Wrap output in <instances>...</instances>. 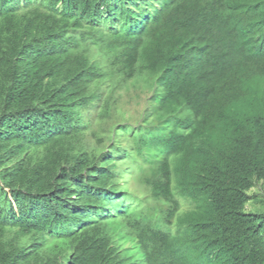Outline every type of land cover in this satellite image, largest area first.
<instances>
[{
  "label": "trees",
  "instance_id": "1",
  "mask_svg": "<svg viewBox=\"0 0 264 264\" xmlns=\"http://www.w3.org/2000/svg\"><path fill=\"white\" fill-rule=\"evenodd\" d=\"M0 264H264V0H0Z\"/></svg>",
  "mask_w": 264,
  "mask_h": 264
},
{
  "label": "rangeland",
  "instance_id": "2",
  "mask_svg": "<svg viewBox=\"0 0 264 264\" xmlns=\"http://www.w3.org/2000/svg\"><path fill=\"white\" fill-rule=\"evenodd\" d=\"M138 93V89L134 88L133 86L130 88L129 92H123L121 106L124 112H126L127 117H132L134 119L139 118V115L143 110L144 101L142 98L139 99L136 97ZM131 186L132 189H135L134 191L138 192L139 194L143 195L147 193V190L143 186H141L140 188L137 181H132ZM249 207L251 208L252 206L249 205ZM127 245H130V243H128Z\"/></svg>",
  "mask_w": 264,
  "mask_h": 264
}]
</instances>
